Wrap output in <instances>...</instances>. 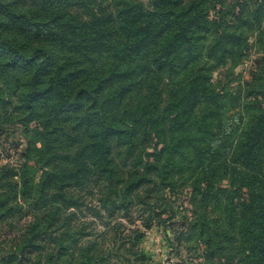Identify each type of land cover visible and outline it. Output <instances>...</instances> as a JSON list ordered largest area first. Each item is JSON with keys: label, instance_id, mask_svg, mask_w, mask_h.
<instances>
[{"label": "trees", "instance_id": "obj_1", "mask_svg": "<svg viewBox=\"0 0 264 264\" xmlns=\"http://www.w3.org/2000/svg\"><path fill=\"white\" fill-rule=\"evenodd\" d=\"M91 2L89 19L72 12ZM148 3L0 0V126L31 133L28 162L0 170L18 179L5 182L12 197L0 194V223L58 212L44 225L30 223V235L0 264H43L33 254L53 233L56 254L69 252L81 235L66 238L74 213L59 216L80 206L93 184H108V200L117 197L120 178L129 220L141 191L152 198L153 186L173 189L187 179L190 227L206 246V264H264V55L247 95L242 85L213 83L217 69L238 66L254 47L264 53V0ZM122 207L106 205L110 216ZM94 256L78 264H98Z\"/></svg>", "mask_w": 264, "mask_h": 264}, {"label": "rangeland", "instance_id": "obj_2", "mask_svg": "<svg viewBox=\"0 0 264 264\" xmlns=\"http://www.w3.org/2000/svg\"><path fill=\"white\" fill-rule=\"evenodd\" d=\"M25 1L29 3L30 0ZM137 1L144 5L149 4V0ZM91 3L92 5L86 4L87 9L83 6L71 7L72 12L87 20L89 19L88 14L91 16L95 13V3ZM110 7H113L112 4ZM220 9V5L217 6V11ZM211 15L215 17L216 13L211 11ZM251 43L253 45L254 39ZM263 55V51L254 47L238 66L217 69L213 74V83L216 88L227 87L233 90L242 85V96L247 95L245 85L253 81L254 71L263 61ZM30 135L31 133H26L24 129L16 125L0 126V170L7 165L18 169L28 162L26 142ZM30 164L34 163L30 161ZM58 166L55 165L54 169H50L60 171ZM35 167V180L39 182L44 170L40 165ZM2 177L0 176V194L12 197L14 189L12 185L5 183L9 178L7 179L5 174ZM9 181L15 182L18 179H9ZM187 183V179L179 180L173 189L169 187L161 189L162 185L153 186L156 192L152 194V198L146 194L147 190L141 191L140 199L133 197L135 202L127 213L131 217L130 220L123 217L126 213L124 207L121 206L123 201L121 186L125 184L121 178L118 182L120 187L117 197H110V200H108V195L111 187L108 184H93L81 192L80 195L84 202L78 200L80 206L70 210L64 209L66 213L63 217L59 216L60 219H64L74 213L70 219L71 224L63 230H70L66 238L69 236L77 239V235H81L78 243L75 245L66 243L69 246L67 248L69 252L56 254L61 245L58 234L53 233L52 240L46 242L47 239L45 241L42 239L32 260L51 264L49 261L55 253L56 255L51 259L52 264H78L83 260L82 256L90 252L95 255V262L98 264H206L204 260L206 246L198 240L196 230L190 227L191 223L195 222L194 204L191 189ZM228 185L224 181L218 183L217 187L225 188ZM71 194L77 195L73 191ZM108 203H115L117 207L122 208L116 215L110 216L106 208ZM22 208L24 212H29L26 205H22ZM23 215L18 213L15 217L0 223V258L15 250L19 241L21 246L25 235L27 237L30 235L28 225L35 219H41L44 225L46 221L55 219L58 212L56 207H53L40 212L39 215H33L30 212L28 216ZM152 215L157 217L158 221L147 229L142 223H147V219Z\"/></svg>", "mask_w": 264, "mask_h": 264}]
</instances>
